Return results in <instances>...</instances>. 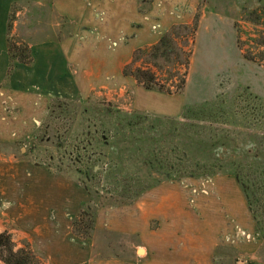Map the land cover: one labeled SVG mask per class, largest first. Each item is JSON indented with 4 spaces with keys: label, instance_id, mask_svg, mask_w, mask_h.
<instances>
[{
    "label": "crops",
    "instance_id": "1",
    "mask_svg": "<svg viewBox=\"0 0 264 264\" xmlns=\"http://www.w3.org/2000/svg\"><path fill=\"white\" fill-rule=\"evenodd\" d=\"M24 1L5 0L0 8L7 28L0 62V141L9 151L0 159V234H10L16 248L28 244L42 264H214L217 253L238 242H225L227 235L238 227L254 229L235 176L205 178L213 191L193 201L175 193L176 182H170L164 192L159 186L144 191L127 206L126 221L116 228L133 239L128 243L132 257L124 261L115 254L105 259L87 238L72 231L87 205L86 192L14 152L47 118L53 99H70L74 94L81 100L127 94L134 112L181 117L186 108L182 92L166 95L145 90L123 76L122 69L134 51L155 45L171 27L192 25L199 0H33L35 8L28 20ZM15 6L22 9L10 22ZM29 21L32 27L45 25L35 36L45 38L47 30L48 41L30 45L32 66L11 70L8 26L13 35ZM56 35L58 43L50 41ZM97 215L94 231L99 230Z\"/></svg>",
    "mask_w": 264,
    "mask_h": 264
},
{
    "label": "rangeland",
    "instance_id": "2",
    "mask_svg": "<svg viewBox=\"0 0 264 264\" xmlns=\"http://www.w3.org/2000/svg\"><path fill=\"white\" fill-rule=\"evenodd\" d=\"M2 2L5 0H0V8ZM34 3L24 1L22 7L29 9L27 20L32 19ZM199 3L193 20L195 16L198 21L202 15L204 18L193 46L187 49L190 67L181 91L186 106L181 117L134 112L127 94L83 100L74 94L70 99H53L47 118L14 150L16 157L63 175L86 192L87 205L82 209L92 216L94 225L97 210L100 212L99 230L94 231L91 224L87 236L99 257L118 254L124 261L132 257L128 243L133 239L116 228L126 221L127 206L137 200L136 195L156 186L164 192L170 182H176L175 193L193 201L199 194L213 191L204 176H235L254 229L238 228L253 239L224 248L213 263L264 264V0ZM18 9L21 6L13 8L10 22ZM21 26L13 35L11 28L7 32V41L24 50L15 53L11 70L18 65L32 66L30 45L48 41L47 30L43 31L45 38L35 36L45 25L32 27L29 21ZM6 29L0 19V62L5 55ZM49 38L60 40L59 35ZM142 60L135 67L144 66ZM156 75L173 90L176 78L167 81L165 70ZM5 145L0 141V159L9 152ZM186 167L195 175L192 180L178 178L176 170Z\"/></svg>",
    "mask_w": 264,
    "mask_h": 264
},
{
    "label": "trees",
    "instance_id": "3",
    "mask_svg": "<svg viewBox=\"0 0 264 264\" xmlns=\"http://www.w3.org/2000/svg\"><path fill=\"white\" fill-rule=\"evenodd\" d=\"M197 26L198 19L195 16L192 25L173 26L160 37L155 45L134 51L131 61L122 69L123 76L133 78L145 90L158 91L166 95L181 92L186 85L188 67H190L191 52L187 49L194 44ZM9 29L10 26H8ZM7 48L11 66L12 62L16 60L15 53H24V50L20 51V48L13 46L9 41H7ZM141 59H143L144 66L135 67V64ZM178 67L182 69V72ZM163 70L168 75L167 81L177 79V82L171 85L173 90L166 88L167 86L158 79L156 72ZM169 169L173 168L170 166ZM176 171L180 172L178 178L184 176V178L192 179L195 176L187 172V167L182 170L179 168ZM203 178H208V176ZM236 179L238 180V178ZM135 197L138 198L139 194ZM91 224L94 225L92 216L81 209L78 219L73 223V234L87 238ZM0 261L3 264H41L28 244H23L21 248L15 249V244L7 232L0 234Z\"/></svg>",
    "mask_w": 264,
    "mask_h": 264
},
{
    "label": "built area",
    "instance_id": "4",
    "mask_svg": "<svg viewBox=\"0 0 264 264\" xmlns=\"http://www.w3.org/2000/svg\"><path fill=\"white\" fill-rule=\"evenodd\" d=\"M155 29V28H153ZM253 239L251 234L241 230L240 228L235 229V232L232 235H227L225 237V242L235 243L236 241H246L249 242Z\"/></svg>",
    "mask_w": 264,
    "mask_h": 264
}]
</instances>
